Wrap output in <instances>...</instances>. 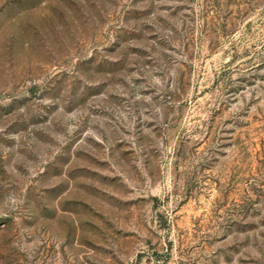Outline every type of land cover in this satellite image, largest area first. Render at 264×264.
I'll use <instances>...</instances> for the list:
<instances>
[{"label": "rangeland", "instance_id": "obj_1", "mask_svg": "<svg viewBox=\"0 0 264 264\" xmlns=\"http://www.w3.org/2000/svg\"><path fill=\"white\" fill-rule=\"evenodd\" d=\"M0 264H264V0H0Z\"/></svg>", "mask_w": 264, "mask_h": 264}]
</instances>
